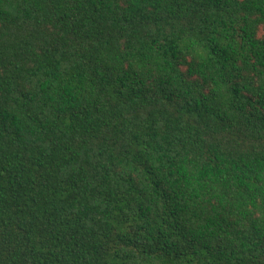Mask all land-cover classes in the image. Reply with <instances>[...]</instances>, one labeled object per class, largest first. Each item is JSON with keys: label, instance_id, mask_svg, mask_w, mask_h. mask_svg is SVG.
Returning a JSON list of instances; mask_svg holds the SVG:
<instances>
[{"label": "trees", "instance_id": "1", "mask_svg": "<svg viewBox=\"0 0 264 264\" xmlns=\"http://www.w3.org/2000/svg\"><path fill=\"white\" fill-rule=\"evenodd\" d=\"M0 264H264V0H0Z\"/></svg>", "mask_w": 264, "mask_h": 264}]
</instances>
